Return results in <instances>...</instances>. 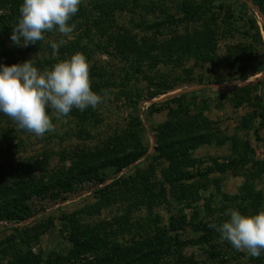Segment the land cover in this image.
I'll return each mask as SVG.
<instances>
[{
  "label": "rangeland",
  "instance_id": "obj_1",
  "mask_svg": "<svg viewBox=\"0 0 264 264\" xmlns=\"http://www.w3.org/2000/svg\"><path fill=\"white\" fill-rule=\"evenodd\" d=\"M96 1L82 0L79 7L90 18L78 15L66 35L45 32L39 49L12 43L10 19L3 18L10 12L0 9V64L31 60L43 70L81 53L91 84L108 83L95 109L74 108L60 118L52 114L53 128L42 136L0 113V182L14 186L23 179L30 190L49 187L27 202L26 221L0 219V264H53L59 256L76 254L78 245L79 260L72 258L71 264H99L134 248L141 257L132 253L129 261L116 264H264V252L252 258L209 227L224 222L230 208L245 214L264 209V12L253 0H116L104 16ZM192 5L210 11L187 19L183 8ZM240 9L248 15H239ZM100 17L110 20L107 35L94 23ZM176 18L181 21L173 24ZM250 19L257 22L262 44L251 39ZM196 34L215 42L213 62L203 61L194 44L181 51L173 46ZM78 37L87 54L71 48L54 54L50 47ZM121 42L130 43L124 50ZM244 74L247 80L239 78ZM159 83L173 89L165 91ZM181 96H187L181 105L172 102ZM174 111L187 126L171 129L173 149L189 152L194 163L177 167L161 159L153 170L159 126ZM196 136L199 141L190 148ZM119 139L120 153L138 151V144L145 152L122 170L106 159L110 151L118 156L109 148ZM101 165L103 183L80 176L71 192L56 187L64 174Z\"/></svg>",
  "mask_w": 264,
  "mask_h": 264
},
{
  "label": "clouds",
  "instance_id": "obj_2",
  "mask_svg": "<svg viewBox=\"0 0 264 264\" xmlns=\"http://www.w3.org/2000/svg\"><path fill=\"white\" fill-rule=\"evenodd\" d=\"M81 3L82 0H23L10 40L27 47L42 41L45 32L55 30L65 35L72 32L73 26L68 22ZM63 43H51L54 54ZM101 102L102 96L91 87L87 58L81 53L43 70L33 66L31 60L10 66L0 64V113L36 136L52 130V114L60 118L74 108L95 109ZM224 216L227 217L224 222L209 227L235 250L259 257L264 252V209L245 214L230 208Z\"/></svg>",
  "mask_w": 264,
  "mask_h": 264
},
{
  "label": "trees",
  "instance_id": "obj_3",
  "mask_svg": "<svg viewBox=\"0 0 264 264\" xmlns=\"http://www.w3.org/2000/svg\"><path fill=\"white\" fill-rule=\"evenodd\" d=\"M116 0L113 1V4L111 3V5H109V1L108 0H97L95 7L97 8L98 11L101 12L102 15H109V13H111L112 7L115 5ZM255 2V4L261 8V10L264 12V6L261 2H259V0H253ZM23 0H0V9H5L6 11H9L10 14L6 15V17H3L4 19H10L9 20V24L6 26V29L8 30L7 32L12 33L13 27L16 26V24L18 23V19L19 18V9L20 6L22 5ZM113 5V6H112ZM116 6V5H115ZM114 6V7H115ZM80 11L75 14L71 20L68 22L71 26L74 25L76 20L75 18L79 17L78 15H80V17H84L85 19H89L90 16L87 14V10L84 7H79ZM184 13L186 15L187 19H193L195 17L199 18V16L203 13L206 14L208 13L209 7H207L206 5H198V6H189V7H184ZM239 15H243V16H247L248 13H245L244 9H240L239 11ZM77 15V16H76ZM214 16V14H213ZM79 17V18H80ZM3 18L0 17V21H3ZM96 20V19H95ZM173 24H175L177 21H181L180 19L178 20L173 19L171 20ZM110 20H105L103 17H100V20H96L94 23L95 25L98 23V25H100L102 27V29L106 30V35L108 33L107 30V26L110 25ZM248 27L251 29V31L253 32L251 35V39L255 44H262V36L260 34L259 31V27L257 25V22L254 19H250V21L248 22ZM161 26V24H155L153 27H157L156 29H159V27ZM5 26H3L4 28ZM152 26L149 29L153 28ZM248 28V29H249ZM54 31V30H53ZM42 41H37L36 44H30L29 46L33 47V49H37L40 45H41ZM130 43V42H129ZM127 42H121L119 45L122 46V48L125 50V45L129 44ZM177 44L179 51H181L183 49L184 46H190V45H195V48L199 51V57H201V59L203 61L209 62L212 61L213 62V52L215 51V47L216 44L215 42H213V40L210 38L209 35H202V34H196L194 35V37H185L183 38V40H179L176 41V43L173 45L175 46ZM29 47V48H30ZM71 51H82L83 53L85 52V54H87L88 50L87 49V45H83L82 42V38L78 37V39L76 41H71L70 43H68L67 45H61L58 48V51H63L64 49H70ZM121 48V49H122ZM149 48V47H148ZM39 49V48H38ZM152 49V48H151ZM151 51V50H150ZM171 52V50H169ZM190 53H194L192 50L189 52ZM168 55V54H167ZM166 55V56H167ZM242 80H247L248 75L244 74L243 76L239 77ZM158 87H165V91L167 90H171L173 89V86L170 85H161V83L157 84ZM91 87L93 89V91L99 93L100 95H102L107 89H108V83H103V84H91ZM251 88H255V86H251ZM187 100V96H181L178 98H175L172 100V102H177L180 105L182 104V102H185ZM193 103V101H192ZM189 104V103H188ZM187 104V105H188ZM195 104V102H194ZM185 111L188 112L189 108L188 106L185 107ZM174 114L172 116V118H170V120L162 125L159 126V133L157 135V146H156V151L158 152V155L155 156L153 158V160L155 161V163L152 164V169H158L159 165H160V160L161 159H166L167 161H170V165L171 166H183V165H188V164H193V160L190 158L189 156V152H182L181 150H175L173 149L176 145H175V141L176 138L173 134V131L171 130L172 128H176L179 126V130H183L186 129L185 126H187V122H185L182 117L178 114V112L174 111ZM168 129V131H166ZM177 131V128H176ZM82 135V133H81ZM89 135V134H88ZM87 135V136H88ZM197 140L199 141V137H192L191 138V142H188V144L190 143V148L194 147L195 143H197ZM122 146V142L121 140H117L115 142V144H113L111 146V148H109V150H114L115 148V152L118 154L117 157H112V153L113 152H107L108 157H106L107 162L108 163H114L116 164V168L117 170H122L123 168L135 163L136 161H138L143 155H144V151H142L143 146H139L136 145L135 147L138 148V151H133L131 150L130 146L128 149H130L129 151H123L122 153H120V149ZM105 166L101 165V166H94L93 168L85 171H79L77 174L76 172L71 173L70 175L68 174H64L62 177H60L57 181V188L61 190V192L63 193H68L71 192V190L73 189L72 185L75 182V180L77 179V177L80 176H87L89 179H95L98 181V183H103V177L99 176L100 170L99 168H104ZM181 170V168L179 169V171ZM178 171V172H179ZM181 173V171H180ZM181 177V176H180ZM23 179L21 180V182H19L18 184L14 185V186H10L8 184L5 183V180L3 182H0V219L2 220H7V221H15V222H20V221H26L29 217H30V210L29 207L27 205V202L34 196H39L41 197L42 195L45 194V192L47 190H49L48 185L43 184L41 185L42 188H40L41 186H37V187H31L32 189H27V183L25 182V185L22 183ZM119 180H116L114 183L118 184ZM154 186H150L149 188H146L149 192V198H155L154 196V190H153ZM81 246L78 245L77 247V251L79 252ZM76 251V254L78 253ZM132 253H137L140 255V257L142 256V251L138 248H134V249H122L119 252H114L112 256H109L108 258H105L104 260H102L99 264H116L119 261H129L132 257L130 256ZM75 251L72 252L69 256L67 257H61L59 256L58 258H56L55 263L56 264H71L70 260L72 258H76V260H79V256L77 254L76 256ZM138 255V256H139ZM260 260H262L260 258ZM158 260H155V263ZM53 263V264H55ZM147 263H149L147 261ZM76 264V262H75ZM78 264V263H77ZM81 264H98V263H94V262H89V263H81Z\"/></svg>",
  "mask_w": 264,
  "mask_h": 264
}]
</instances>
